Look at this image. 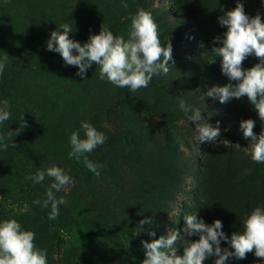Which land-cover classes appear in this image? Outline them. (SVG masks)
<instances>
[{"label":"rangeland","instance_id":"rangeland-1","mask_svg":"<svg viewBox=\"0 0 264 264\" xmlns=\"http://www.w3.org/2000/svg\"><path fill=\"white\" fill-rule=\"evenodd\" d=\"M204 1L51 0L41 6L33 0H0V61L8 55L0 74V106L7 100L10 111V118L0 123V136L20 130L7 150L0 145V222L15 219L23 230L34 232L35 245L46 250L47 264H142V241L172 231L183 235L184 217L193 214L198 200L202 162L212 160L211 151L225 146L251 153V138L244 137L241 121L232 119L230 102L220 103L218 93L206 95L222 83L202 60L220 43L215 38L222 40L227 31L219 23L221 16L239 2L249 18L259 14L264 20V0ZM211 8L217 11L212 14ZM138 9L152 14L162 45H172L168 74L154 75L147 88L131 92L101 80L96 64L82 80L79 69L66 65L59 53L43 49V57L34 59L24 51L37 36L47 45L53 20L52 30L70 25L69 38L81 45L101 27L127 40L129 17ZM111 17L123 26L113 23V31ZM40 20L47 28L40 29ZM181 100L199 108L213 127L219 122L221 135L215 141L196 139L195 123L187 121ZM258 119H252L254 132L261 130ZM82 122L107 137L85 154L103 166L99 177L88 170L83 157L78 162L68 155L72 132L84 138ZM230 131L236 140L225 139L222 132ZM53 165L63 168L74 186L56 193L67 203L50 220V206L42 208L33 201L46 199L52 178L46 175L42 183H34L28 177ZM148 219L151 223L141 226L140 221ZM177 242L173 247L180 256Z\"/></svg>","mask_w":264,"mask_h":264},{"label":"clouds","instance_id":"clouds-1","mask_svg":"<svg viewBox=\"0 0 264 264\" xmlns=\"http://www.w3.org/2000/svg\"><path fill=\"white\" fill-rule=\"evenodd\" d=\"M122 7L127 9L128 4L122 3ZM219 23L226 27L227 31L222 40L220 37L215 38L222 46L214 47L211 51L221 59L222 74L228 77L230 83L213 88L206 95L211 97L218 93L220 103L246 96L260 120L264 122V20L259 14L249 18L245 14L243 4L238 2L234 9L219 18ZM58 29L63 31L51 32L47 50L59 53L66 65L76 66L79 69L77 75L82 80L86 71L96 64L99 66L101 80L106 79L116 87L136 92L140 88H147L154 75H167L170 70L169 61L173 59L172 45L170 42L162 45L158 25L152 14L144 9H138L131 17V30L127 40L101 27L99 34L91 35L89 40L81 45L69 38V33L73 31L70 25L62 24ZM251 55L259 62L245 70L242 67L243 62ZM7 61L6 54L0 61V74L3 73ZM179 107L185 113L187 121L195 123L197 140L215 141L221 135L219 122L213 127L202 116L199 108H194L184 100L179 102ZM9 118V102L4 100L0 106V123ZM22 127H26L24 119ZM240 127L244 137L251 138V159L256 163H264V130L257 136L253 131L255 121L252 119L241 121ZM81 128L84 138L80 137L79 132H72L71 151L68 155L78 162L83 157L88 170L99 177L103 166L94 164L85 154L103 145L107 137L88 122H82ZM19 131L9 130L0 136V145L4 150L9 148L8 141ZM16 146L14 142L11 143V147ZM46 175L53 181L46 190V199H36L33 203L42 208L50 206L48 218L55 220L59 216V206L67 203L64 197L57 198L56 193L70 184L74 186V181L63 168L55 165L47 168L46 172L38 171L28 179L34 183H42ZM184 219L185 235H198L199 239L189 241L181 237L178 231H172L166 237L160 236L151 242L142 241L146 250V258L142 264H203L209 257L216 258L214 264H226L231 257L245 259L247 254L253 251L256 257L264 259V209L261 207H256L247 215L243 221V232L233 233L230 240L221 230L223 224L220 220L208 225L198 219L196 214H187ZM148 223H151L150 219L140 221L141 226ZM149 235L155 236L156 233L150 232ZM181 238L184 253L183 256H177L173 245L178 240L181 241ZM34 240L35 233L23 230L15 219L0 222V264H47L46 250L37 248ZM222 240L230 244L232 251L221 248Z\"/></svg>","mask_w":264,"mask_h":264},{"label":"trees","instance_id":"trees-1","mask_svg":"<svg viewBox=\"0 0 264 264\" xmlns=\"http://www.w3.org/2000/svg\"><path fill=\"white\" fill-rule=\"evenodd\" d=\"M37 4L43 6L49 5L51 0H33ZM65 2V0H62ZM203 1V0H202ZM209 0H205L206 4ZM196 9H199L198 4L193 3ZM211 13L214 14L217 8H211ZM44 19V17H41ZM112 18V17H111ZM131 17H129V20ZM194 20L197 21V18ZM44 20H40L37 25L40 29L47 28ZM115 27H122L123 23L118 21L116 18L111 20V29ZM40 24V25H39ZM198 24V23H197ZM52 28H55L56 23L52 21ZM129 24H126L128 26ZM52 28L48 27L49 34H51ZM203 31V29H201ZM204 32V31H203ZM114 34V33H113ZM116 34V33H115ZM204 34V33H203ZM45 45V48L42 46ZM220 43H217L214 47H221ZM213 47V48H214ZM212 48V49H213ZM43 49H47L46 43H42L40 37L37 36L33 39L30 46L24 49L25 52L30 54L34 59L43 57ZM208 50L206 55H203L202 64L208 69L212 70L216 74L218 80L222 83V86L230 83L227 76L222 74L221 71V59L217 57L211 50ZM47 63L45 66L48 67L50 60L45 57ZM215 62H212L214 61ZM212 62V63H211ZM259 60L256 57L249 56L243 63V69L247 70L253 67ZM235 84L236 81H231ZM237 99L232 98L229 100V113L232 119L237 121H244L247 119H258V114L254 111V106L248 101L247 97H242L239 102ZM132 104L133 102L130 101ZM233 103V105L231 104ZM237 103V104H235ZM136 104L142 106V100L136 99ZM237 105V106H236ZM254 111V112H252ZM241 123V122H240ZM261 124V130L258 128L254 132L257 136L260 135L261 131L264 130V122ZM225 139L236 140L233 132H222ZM213 153L212 160L204 165L202 172L203 178L199 184L198 189V200H196V206L193 214L197 215L198 219H202L206 224L211 225L215 220H220L223 224L222 231L229 238L235 232H243V221L256 207L264 209V163H256L251 159V153L246 151L234 152L225 146H222L218 150L211 151ZM178 187V186H177ZM180 189V186H179ZM185 223L183 229L185 227ZM182 229L181 237L189 241H195L199 239L198 235L188 237L185 235ZM183 238L181 241L178 240L176 248L180 256L184 253ZM221 248H227L232 251L230 244L227 241H221ZM215 257L207 258L203 264H214ZM226 264H264V259L255 256L254 251L248 253L245 259H237L235 257L229 258Z\"/></svg>","mask_w":264,"mask_h":264}]
</instances>
